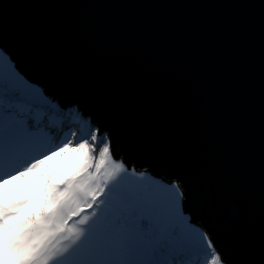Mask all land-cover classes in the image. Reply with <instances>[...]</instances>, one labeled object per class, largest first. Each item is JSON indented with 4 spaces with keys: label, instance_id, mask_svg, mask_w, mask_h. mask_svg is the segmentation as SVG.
Instances as JSON below:
<instances>
[{
    "label": "water",
    "instance_id": "95a60500",
    "mask_svg": "<svg viewBox=\"0 0 264 264\" xmlns=\"http://www.w3.org/2000/svg\"><path fill=\"white\" fill-rule=\"evenodd\" d=\"M0 46L125 159L212 193L226 250L264 238V0H0Z\"/></svg>",
    "mask_w": 264,
    "mask_h": 264
},
{
    "label": "snow or ice",
    "instance_id": "6c2138e0",
    "mask_svg": "<svg viewBox=\"0 0 264 264\" xmlns=\"http://www.w3.org/2000/svg\"><path fill=\"white\" fill-rule=\"evenodd\" d=\"M212 200L125 159L94 112L58 101L0 46V264H264V238L221 245Z\"/></svg>",
    "mask_w": 264,
    "mask_h": 264
}]
</instances>
